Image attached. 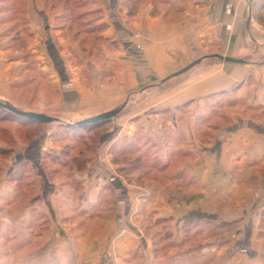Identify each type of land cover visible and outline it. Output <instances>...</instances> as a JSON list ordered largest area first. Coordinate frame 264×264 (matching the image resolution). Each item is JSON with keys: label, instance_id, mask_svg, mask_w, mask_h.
Returning a JSON list of instances; mask_svg holds the SVG:
<instances>
[{"label": "crops", "instance_id": "0c3cea01", "mask_svg": "<svg viewBox=\"0 0 264 264\" xmlns=\"http://www.w3.org/2000/svg\"><path fill=\"white\" fill-rule=\"evenodd\" d=\"M144 12L141 10L134 20L127 21L129 25L126 26L121 16L105 15L102 23L112 21L111 25L116 30L109 28L102 36L110 38V46L117 48L115 51L108 48L104 51L109 61L105 62L103 69L98 67L93 79L84 76L85 66H78L70 60L69 48L72 45L69 48L65 46L64 35L59 33L64 29L57 27L55 34L59 44L53 39L37 43L41 46V54L48 58H44L48 62L42 71L47 73L51 70L48 80H52V85L57 86L59 91L51 99V105L46 106L44 94H37L31 99L26 96L20 102H13L7 94L11 89L9 78L12 67L2 68L0 100L26 112L45 114L72 124L79 121L78 118L84 120L106 113L136 93L141 84L139 71L143 67H149L152 81L157 77L166 78L207 56L218 54L243 62L225 63L208 58L186 75L172 80L173 84H179L177 89L171 87L167 91L151 92V111L138 105V109L131 108L127 115L124 113L118 123L112 125V130L99 133L95 155L87 156V160L91 159L87 169L83 172L70 171L66 173L67 177L62 175L64 172L61 170L50 168L45 161L50 159L52 162V159L64 154L61 143L57 142L61 132L68 130L65 127L72 126L64 125L62 129L61 124L55 123L41 128L34 122L19 120L21 125L41 128V134L26 142L24 138L13 137L10 133L14 147L9 149L8 143H0V154L14 159L15 165L19 164L26 170L33 169L39 188L21 191L18 205L11 203L8 208L4 207L9 210L8 213H1L0 210L4 216L7 213L5 220L0 222V230L5 235L19 230V234L13 235L10 243L0 251V264H70L75 250L78 251V260L106 264L108 247L112 245L120 255L131 253L133 256L141 252V245L134 240L127 245L123 237L127 229L125 226L129 225L132 232L137 229L133 217L138 213L140 192L134 193L141 190L125 182L118 172L124 167H117L111 156L113 149L124 138H129L127 133L133 129L135 133L132 137L147 132L150 140L164 139L159 142L164 148L172 146L171 140L167 143L166 137H163L165 134L178 136L180 140L173 143L174 150L191 154L183 158L186 163L177 175L164 180L167 181L165 186L154 184L151 190L153 196L159 198L163 195L170 200L176 196L173 193L179 191V198L184 200L180 202L185 209L192 201L194 205L190 206L194 207L189 209L194 210L191 212L214 215L216 211L213 208L219 203V198L230 191L231 195L226 197L234 209L231 214L224 213L228 218L226 222L236 223L239 233L246 231L244 237L233 239L232 251L239 248L240 252L231 256L236 255L237 261H243V264H264V253L260 255L264 251V242L257 238L264 225V0H151V13ZM138 34L141 36L137 38ZM109 70H112L110 76L106 73ZM212 97L231 99L233 111L228 116L233 125L223 137L221 146L222 139L214 146L204 147L198 142L193 128L199 124L197 118L205 114L203 108ZM142 102V105H148L146 101ZM186 106H189L187 111L183 109ZM240 106L244 107V112L239 111ZM4 128L11 129L10 126ZM8 161L0 160V166L4 167ZM222 169L225 172H221ZM15 170H11L7 177H12ZM78 183L81 187L79 202L85 204L84 208L75 205ZM111 188L116 206H113L109 217L110 224L103 226L101 223L98 227V221L102 219L87 218L89 215L86 212L93 205L102 203L103 197L107 202L105 194ZM13 195V189L6 194L7 197ZM206 200L208 206L205 208ZM174 206L177 205H173V209ZM176 213V210L171 211L166 215L167 219H174ZM186 217L179 220L184 221ZM85 220L99 228L96 238L75 236L71 239L69 232L75 235L77 227ZM138 231L141 233L140 228ZM135 244L137 250L132 247ZM10 246L20 248L10 249ZM172 250L162 264H197L203 261H196L190 255L177 261L172 256L177 249ZM153 262L160 263L154 257Z\"/></svg>", "mask_w": 264, "mask_h": 264}, {"label": "rangeland", "instance_id": "374dc122", "mask_svg": "<svg viewBox=\"0 0 264 264\" xmlns=\"http://www.w3.org/2000/svg\"><path fill=\"white\" fill-rule=\"evenodd\" d=\"M150 9L151 0H0V77H3V67H12L10 72L11 77L9 78L11 89L7 93L10 96L9 98L12 99L13 102H20L21 99L25 98L26 96L31 99L37 94H44L46 95L47 99L46 106L51 105V99L55 98L59 91L57 86L55 87L52 85V80H48L49 77H51V70H49L47 73L42 71V68L47 66L48 58L41 54V46L39 47L37 43L43 39L57 40L55 34L57 27L60 28L59 30L64 29L61 30V32L59 30L58 31L64 35L66 41L65 46L69 48L72 45L69 48L70 54L72 55L70 60H73V62L75 61L78 66H85L86 69L84 76L93 79V74L98 69V67L103 69V67H105L106 63L109 61V56L107 57L104 51H106L107 48L115 51L117 48V46H110V38L106 39V37L102 36V33L107 32L109 28L114 29V26L111 25L113 24L112 21H109V23H102V21L105 19V15L110 17L111 15L121 16L125 19L123 23L126 26L129 25L127 21L130 22L132 19L134 20L135 17L141 13V10H144V13L148 14L151 13ZM39 15L42 16V18ZM53 27H55V29ZM36 28L39 29V31ZM138 36L140 37L141 35L138 34L137 38ZM44 58L47 60H44ZM149 72V67H143V69L139 71V82H141L139 89L136 91V93L126 97L127 99H125L122 103L119 102L117 107L121 106L125 102H128V105L125 110L110 123L104 124L102 127H99V129H95L96 131L93 130L94 132H92V134L88 132V127H90V125L79 127L74 126L69 130H63L64 132H61L59 136L60 141L57 143H61V149L69 150L70 154L73 152L71 154V158L63 154L59 158H54L56 159V162L53 163L49 159L50 162L45 161V164L49 165L50 168L56 169L57 171L61 170V172H64L62 175L67 177L66 173L75 170L72 168V165L70 169L64 168L61 166L62 162H69L70 165L72 157H75L79 154L88 157L95 155L94 149L97 147L96 143L98 144L100 139L99 133L112 130V125H114V123H118L117 120L121 119V116L124 115V113L127 115V112L131 108L135 109L138 105L141 108H147V111H151V92L156 93L158 91H167L171 87H175V89L178 88L179 84H173L172 80L178 79L179 77L172 79L161 86H157L167 77H157L151 81ZM106 73L110 76L112 74V70H109ZM8 76L9 75L6 77L8 78ZM102 80L105 81V77H103ZM151 85L156 86L151 87ZM142 101H146L145 104L148 103V105H142V103H144ZM230 101L231 99L228 98H221L219 100L218 97H212L203 108L206 110L205 114L202 117L197 118L199 124L193 128V132L198 136V142L200 144L202 143L204 147L209 145L214 146L217 144L218 140L222 139L220 142L221 146L223 143V137H226L228 130L232 129L231 125H233V123L228 116V113L233 111L231 108V105L233 106V104ZM240 108L241 109L239 111L244 112V107L240 106ZM183 109L187 111L189 106H186ZM197 109L200 108L197 107ZM192 110L195 109L193 108ZM3 117H6V119H3ZM19 120L27 121L26 119L20 117L16 118L11 114H7L5 110L0 109V143H8L9 149L10 147H14V136L24 138V140L28 142L32 140V138L39 136L42 132L41 128L45 127L43 124L40 125L41 128H34L32 125L30 127L21 125V123H18ZM77 120L79 121L75 123L83 121L79 118ZM171 120L172 118H170V121ZM51 125H55V123ZM56 125L60 126L59 123H56ZM8 126L11 127L10 130L3 129L4 127ZM106 127L108 128L105 129ZM60 128L63 129L64 125L61 124ZM133 132L135 133L134 129L130 130L127 133L129 138L124 139H130ZM10 133L13 135V137L10 136ZM129 133H131V135ZM137 137H139L138 140L140 141L141 147H143V145H145L150 139L147 132L138 133L135 136V140H137ZM163 137H166L167 143L170 140L172 143L178 142V136L175 137L173 134H165ZM124 139L122 140L123 142L118 144V146H127L130 149H136V145H128ZM158 140L156 141L158 142ZM91 143L92 148L89 150L87 149L86 145L88 146V144ZM71 146H76V149L71 151ZM138 155V153H133L131 155L121 157L118 153V156L121 158L117 161V158H115L116 153H111L112 161L117 167L122 166L127 168V165L130 166V164H144L137 169H130L128 166V168L124 169L123 172L120 170L118 171L129 186L141 190H136L137 192L135 191L134 193L136 194L140 192L138 193L140 194V199L138 200V213L133 217V224L135 227H137V229H134V232H132L128 227L129 225L125 226L127 229L126 234L123 236L125 238H123L124 242L126 241L127 245L131 244L129 241L133 240L136 241L134 243L139 244V246L141 245L139 247L141 252L133 256L131 253H128V255H120L118 249H114V245L109 246L107 254L108 261L106 264H153V257L160 262L159 264H162V260L171 254L173 251L172 249H177L174 254H172L174 259L177 261H180V258L183 256L190 255V257L196 261L203 260V263L197 262V264H229L230 262L241 264L243 261H237L238 258L236 255L231 256L235 252H240L239 248L237 251H232V244L235 242L233 239L244 237L246 231L242 230L239 233L236 226L232 228V226L223 224L228 220L224 213L231 214V211L234 209L231 202H228V198L226 197L227 194V196L231 195L230 191L227 193L224 192L225 195H220L221 193L219 194L220 196L224 195L225 197L219 198V203L213 208L216 211V214H195L194 212H191L194 210V208L189 209V207H194L190 206V204L194 205L192 201H190L192 203L189 202V205H187L188 210L181 205L180 201L183 202L184 200L179 198V191L174 192L173 194L176 196L170 200L163 195L159 196V198L153 196L151 190L153 189L154 184L165 186L167 181L164 180H167L169 177H167V175L165 176L164 174L151 172V164L153 161L152 155L146 152L140 155L141 159H138ZM6 159L9 160L7 164L4 167L3 165L0 166L1 213L2 211H7V206H11V203L15 205L19 204L21 200L20 191H25L29 187L31 189L33 188L34 191L39 188L33 169L28 168V170H26L27 174L24 171L23 176H20V172L25 167L19 164L15 165L14 159L10 160L5 158L4 155L0 154V160L5 161ZM173 162L174 163L172 164L171 168L168 169L169 175L179 173V168L183 166L180 165V159L173 160ZM182 162L185 164L186 160L184 159ZM187 162L189 163L190 159ZM221 167L223 168V166ZM13 169L16 170L12 174V177H7L8 173H10V171ZM221 172L225 171L222 169ZM227 176L229 175L227 174ZM4 177H7V179L4 180ZM5 183L7 184L6 186ZM11 185L15 195L12 197H7L6 194H8L9 190H12ZM76 190L77 199L75 200V205H79L80 207L84 208L85 204L82 201L79 202L78 199L79 193H81V187H76ZM105 195L108 196V205H106L107 208L110 206H116L113 189H109L108 193ZM102 200L105 201L104 197ZM165 204H167V206ZM173 205L177 206H174L173 209ZM5 206L7 207L6 209L4 208ZM206 206H208V200H206L204 203L205 208ZM174 210L177 212L175 218L172 220L167 219L166 215H169L170 212ZM185 210H187V212ZM94 211L96 212V210ZM165 211H167V214H164ZM8 212L9 210L7 213ZM161 212L164 213L162 214ZM7 213L5 214L7 215ZM103 215L107 219H104L103 216L100 217L102 220L100 222L98 221V227L101 225V223L103 226L110 224L108 223V220L110 219L109 213H104ZM5 216L0 214V222L5 220ZM184 216L187 217L184 221H182V217ZM208 216L216 217L217 219H209ZM88 217L89 216H87V218ZM186 221L188 222L186 223ZM80 224L81 226L77 227V233L75 235H72L71 231L69 232L71 239H73L75 236L77 238L82 236H87L91 239L96 238V234L99 230L98 227L86 220ZM184 224L185 226H183ZM34 226L35 224H33L31 228L34 229ZM139 228L141 233L138 231ZM37 231L39 230L37 229ZM109 232L110 231H107V233ZM116 233L118 235V231ZM17 234H19V230L14 231L12 234L11 232H7L6 235L0 230V251H2L7 246L6 244L10 243L13 235ZM114 234L112 235L113 237H115ZM33 238H36V236ZM257 238L259 241L264 242V225L261 226V230L258 231ZM181 243L185 244L181 249H179L178 245ZM137 244L132 246L133 249L137 250ZM169 245H171V247H169ZM164 246L166 247L163 248ZM256 247L258 248V246ZM9 248L19 249L20 247L10 246ZM128 248L130 249V245ZM166 249L168 250L165 252ZM72 251L73 247L71 249V252ZM258 251L255 250L257 254ZM263 253L264 251H262L260 255ZM73 255L74 257L72 258L74 260L71 261L70 264H90V262L85 260L77 259V250L73 251ZM92 263L97 264L98 262Z\"/></svg>", "mask_w": 264, "mask_h": 264}, {"label": "trees", "instance_id": "16d2710c", "mask_svg": "<svg viewBox=\"0 0 264 264\" xmlns=\"http://www.w3.org/2000/svg\"><path fill=\"white\" fill-rule=\"evenodd\" d=\"M7 112V111H6ZM7 114H11L9 112H7ZM13 115V114H11ZM15 116V115H13ZM7 117V116H6ZM6 117H3V119H6ZM16 118H19L17 116H15ZM3 122V121H1ZM4 122H7V121H4ZM36 125L40 126L42 124H38L36 122H34ZM44 125V124H43ZM101 125V124H100ZM73 127V126H72ZM72 127H65L67 128L68 130L71 129ZM98 127V126H96ZM94 127L93 129H91V134L92 132H94L93 130L95 129H98ZM5 129V128H3ZM96 131V130H95ZM85 138V137H84ZM139 137H137V140H135V137L131 138V139H126L125 141L127 142L128 145H132V146H135L136 145V149H130L128 148L127 146L126 147H121V146H116L112 153H116V156L115 158H117L116 160L118 161L121 157H124V156H127V155H131L133 153H138V159H141V154H144V153H148L150 155H152V164H151V172H156L157 174H164L165 176L167 175V177L169 178H173L175 175H177L178 173H174L172 175H169L168 174V169L171 168L172 164L174 163L173 160H179L180 159V163L182 165H184V163L182 162L183 158L185 157H190L191 154L187 151H184V150H174V147L173 145L172 146H168L169 148H164L159 142L163 141L164 139H160V141H153V140H148L147 143L145 145H143V147H141V144H140V141L138 140ZM178 141L180 140L179 137H177ZM86 140V139H85ZM173 144V143H172ZM90 145L91 144H88V146L86 145L87 149L90 150ZM76 149V146H71V151H74ZM144 152V153H143ZM118 153L120 154V156H118ZM64 155L65 156H68L70 155V151L67 150L64 152ZM56 159H52V162H56L55 161ZM89 160L91 159H88L87 160V156L85 158V156H82V155H77L75 157H72V161H71V164L69 165V162H64V164H62V166L64 168H71V165H72V168L77 171V172H83L87 169V165L89 163ZM180 164V165H181ZM141 165H144L143 163H137V164H130L127 165V168L129 166V168L131 169H137L139 168ZM127 168H123L121 169V172H123L124 169H127ZM180 170V168H179ZM24 171L26 173V169L24 168L21 172H20V176H23L24 174ZM27 174V173H26ZM80 184L78 183L76 187H79ZM27 189H30L27 188ZM33 189V188H32ZM31 189V190H32ZM21 192V191H20ZM79 199V197H78ZM107 202L106 201H102V203L100 202L99 204L96 205H93L91 207V209L88 211L87 210V214L89 215L90 218H95V217H102L104 218V213H109V217L111 215V213L113 212V206H110L109 208H107ZM96 210V212L94 211ZM95 214V216H94ZM188 221H186L187 223ZM34 223L36 224V221H34ZM185 223V224H186ZM185 224L183 226H185ZM224 225H227V226H232V228H234V226H237L236 223L234 222H224L223 223ZM45 223H43L42 227H44ZM44 230V229H43ZM31 231L32 228H31ZM185 243H181L178 245V248H182L184 246ZM166 246H164L163 248H165ZM169 247H171V245H169ZM162 248V247H161ZM157 250V249H156ZM155 250V251H156ZM168 249L165 250V252L167 251ZM158 254V253H156Z\"/></svg>", "mask_w": 264, "mask_h": 264}, {"label": "water", "instance_id": "95a60500", "mask_svg": "<svg viewBox=\"0 0 264 264\" xmlns=\"http://www.w3.org/2000/svg\"><path fill=\"white\" fill-rule=\"evenodd\" d=\"M208 58H213V59H218L222 62L225 63H242L243 61L237 60V59H233L231 57H225L222 55H212V56H207V57H203L201 59H198L196 61H194L193 63H191L190 65L186 66L185 68H183L182 70L178 71L177 73H174L173 75H171L170 77H167L166 79H164L159 85L157 86H161L163 84H165L166 82L178 78L186 73H188L189 71H191L193 68H195L196 66L200 65L203 60L208 59ZM128 102L123 103L121 106L108 111L106 113H103L101 115H98L96 117H92L89 119H85L83 121H80L79 123H72V124H67L64 123L61 119L56 118V117H51V116H47L45 114H40V113H34V112H25L23 110H20L12 105H9L3 101L0 100V109L5 110L17 117L26 119L27 121H33L36 122L38 124H44V125H49V124H54V123H59V124H63V125H68V126H86V125H95V124H107L110 123L114 118L118 117L127 107ZM203 217V216H201ZM209 219H217L216 217H212V216H208Z\"/></svg>", "mask_w": 264, "mask_h": 264}, {"label": "flooded vegetation", "instance_id": "af4514ba", "mask_svg": "<svg viewBox=\"0 0 264 264\" xmlns=\"http://www.w3.org/2000/svg\"><path fill=\"white\" fill-rule=\"evenodd\" d=\"M15 107V106H14ZM17 108V107H16ZM21 110V109H20ZM24 111V110H23ZM26 112V111H25ZM96 126H99L100 124H95ZM95 125H90V127H88V132L91 134V129H93L94 127H96ZM67 151V150H64V152Z\"/></svg>", "mask_w": 264, "mask_h": 264}]
</instances>
